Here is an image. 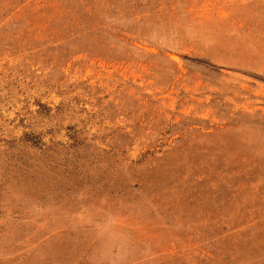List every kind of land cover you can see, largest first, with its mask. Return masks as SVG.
<instances>
[{
    "label": "rangeland",
    "instance_id": "374dc122",
    "mask_svg": "<svg viewBox=\"0 0 264 264\" xmlns=\"http://www.w3.org/2000/svg\"><path fill=\"white\" fill-rule=\"evenodd\" d=\"M214 1L0 0V264H264V79L206 58L258 15Z\"/></svg>",
    "mask_w": 264,
    "mask_h": 264
},
{
    "label": "crops",
    "instance_id": "0c3cea01",
    "mask_svg": "<svg viewBox=\"0 0 264 264\" xmlns=\"http://www.w3.org/2000/svg\"><path fill=\"white\" fill-rule=\"evenodd\" d=\"M229 1V2H228ZM215 5H229L239 14H257L256 21L243 23V35L234 38L233 44H215L207 60L217 68L243 72L264 79V0H215ZM244 45L257 49L244 52ZM258 82V81H255Z\"/></svg>",
    "mask_w": 264,
    "mask_h": 264
}]
</instances>
